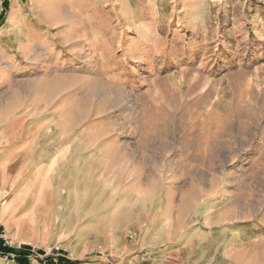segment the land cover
Returning <instances> with one entry per match:
<instances>
[{
  "label": "rangeland",
  "instance_id": "rangeland-1",
  "mask_svg": "<svg viewBox=\"0 0 264 264\" xmlns=\"http://www.w3.org/2000/svg\"><path fill=\"white\" fill-rule=\"evenodd\" d=\"M0 159L38 255L264 264V0H0Z\"/></svg>",
  "mask_w": 264,
  "mask_h": 264
},
{
  "label": "built area",
  "instance_id": "built-area-1",
  "mask_svg": "<svg viewBox=\"0 0 264 264\" xmlns=\"http://www.w3.org/2000/svg\"><path fill=\"white\" fill-rule=\"evenodd\" d=\"M36 251V248L32 244L16 242L0 227V259L3 261L17 263L21 257L26 259L29 264L33 262L43 264H77V262H73L64 256V250L61 246L50 247L43 254L39 255Z\"/></svg>",
  "mask_w": 264,
  "mask_h": 264
},
{
  "label": "crops",
  "instance_id": "crops-1",
  "mask_svg": "<svg viewBox=\"0 0 264 264\" xmlns=\"http://www.w3.org/2000/svg\"><path fill=\"white\" fill-rule=\"evenodd\" d=\"M5 163V162H4ZM2 166H3V160H1L0 159V170L2 171ZM8 178H7V176H4L3 175V173L2 174H0V196L2 195V196H4L5 194V196H8V198H7V201L5 200V204L3 205L4 207H2L1 208V210H2V212H1V216H3V217H5L4 216V213H3V211H7V208L9 207L10 208V206H8V204L9 203H12L11 201H10V192L8 193V191H5V190H7L8 189ZM5 198H0V201L1 200H4ZM13 205V204H12ZM12 205H11V207H12ZM8 224V226H9V222H7ZM6 225V226H7ZM13 232V231H12ZM16 236H18V237H23L22 236V233L21 232H18V231H16V232H13Z\"/></svg>",
  "mask_w": 264,
  "mask_h": 264
},
{
  "label": "trees",
  "instance_id": "trees-1",
  "mask_svg": "<svg viewBox=\"0 0 264 264\" xmlns=\"http://www.w3.org/2000/svg\"><path fill=\"white\" fill-rule=\"evenodd\" d=\"M17 264H29V262L26 259L20 257L17 261Z\"/></svg>",
  "mask_w": 264,
  "mask_h": 264
},
{
  "label": "bare ground",
  "instance_id": "bare-ground-1",
  "mask_svg": "<svg viewBox=\"0 0 264 264\" xmlns=\"http://www.w3.org/2000/svg\"><path fill=\"white\" fill-rule=\"evenodd\" d=\"M13 18V17H12Z\"/></svg>",
  "mask_w": 264,
  "mask_h": 264
}]
</instances>
